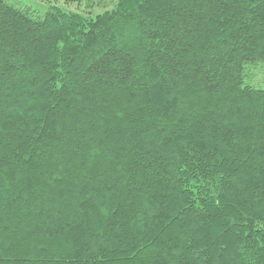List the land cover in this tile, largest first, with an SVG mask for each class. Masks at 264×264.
Returning a JSON list of instances; mask_svg holds the SVG:
<instances>
[{
    "label": "trees",
    "instance_id": "obj_1",
    "mask_svg": "<svg viewBox=\"0 0 264 264\" xmlns=\"http://www.w3.org/2000/svg\"><path fill=\"white\" fill-rule=\"evenodd\" d=\"M262 35L264 0H0V264H264Z\"/></svg>",
    "mask_w": 264,
    "mask_h": 264
},
{
    "label": "snow or ice",
    "instance_id": "obj_2",
    "mask_svg": "<svg viewBox=\"0 0 264 264\" xmlns=\"http://www.w3.org/2000/svg\"><path fill=\"white\" fill-rule=\"evenodd\" d=\"M223 2V0H221ZM255 7V5H253ZM172 13H164L160 12L159 15L157 16L156 14L153 15L152 19L156 22L154 27L159 26L160 30H163V24L165 23V20L163 19L165 16H171ZM175 31V30H173ZM261 38H264V35H262ZM152 39H156L155 36L152 37ZM166 39L170 41L171 46H175L177 43V37L174 35L169 34ZM137 44H139V41H137ZM104 68H114L115 70H109V71H103ZM99 71H101L102 75H109V76H114V77H131V76H137V73L133 71V62L131 61L130 57H120V58H112L111 60H108L107 57H105V62L101 64L98 68ZM11 72V69L6 67L2 62H0V79L3 78V76L7 75L8 73ZM169 75H178V73L172 71L169 73ZM139 78V76H137ZM165 82L170 83L171 81H168V78L165 77ZM209 80H214V77L208 76ZM182 86L178 85V87ZM170 94V93H169ZM238 154L234 153V156ZM238 170V169H237ZM264 191V189H262ZM261 203L264 204V198L261 199ZM88 205H85V208H87ZM260 220H264V212L261 213L260 217L258 218ZM253 228H255V224L252 225ZM260 230L264 231V223L260 224ZM192 264H198V260L193 257L192 258Z\"/></svg>",
    "mask_w": 264,
    "mask_h": 264
},
{
    "label": "rangeland",
    "instance_id": "obj_3",
    "mask_svg": "<svg viewBox=\"0 0 264 264\" xmlns=\"http://www.w3.org/2000/svg\"><path fill=\"white\" fill-rule=\"evenodd\" d=\"M22 5H26L30 7L33 11L37 13H43L49 6L55 5L59 8L70 11V12H80L85 13L86 11H91L92 15L101 13L106 9H110L112 5V0H104L103 4L100 6H92L91 8H88V4L83 1L81 5L75 4V3H69L66 4L65 0H17ZM86 4V5H85ZM264 71V70H263ZM249 77L251 78V81L249 78L246 81L247 85L257 84L260 82L262 83L263 75H262V68L257 66L250 70Z\"/></svg>",
    "mask_w": 264,
    "mask_h": 264
}]
</instances>
